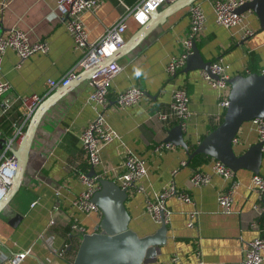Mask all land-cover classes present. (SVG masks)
I'll use <instances>...</instances> for the list:
<instances>
[{
	"label": "crops",
	"instance_id": "crops-1",
	"mask_svg": "<svg viewBox=\"0 0 264 264\" xmlns=\"http://www.w3.org/2000/svg\"><path fill=\"white\" fill-rule=\"evenodd\" d=\"M121 1L103 0L94 11L82 13L89 42L97 39L138 0ZM197 1L206 18L205 28L196 41L205 61L221 58L231 77L264 67V28L260 27L253 11L244 12L239 25L225 28L215 21L212 0ZM0 28L1 33L19 28L27 33L31 42L45 40L48 44L46 53H36L24 60L11 49L4 54L0 74L10 83L0 107V139L4 140L12 137L17 127L26 129L36 109L30 112L19 98L36 94L42 101L61 89L62 86L52 89L48 81L63 77L76 63L79 52L74 49L72 38L59 19L56 0H10L5 6L0 5ZM138 28L129 20L124 41ZM246 29L252 34L244 36ZM188 31L187 6L169 15L127 53L114 54L113 59L122 68L110 85L105 112L108 124L118 136L102 145L99 169L107 171L106 178L119 174L126 150L145 160L147 175L139 182L145 192L132 189L125 202L130 214L129 228L140 236L151 234L160 226L145 212V194L152 196L174 183L192 197V203L175 196L166 199L165 207L171 212L167 222L168 238L156 262L147 264H171L173 255L184 264H193L197 252L208 264H234L242 257L248 241L264 237V224L260 220L264 211L258 214L264 202L250 183L254 173L245 169L235 172L240 185L233 194L232 211L225 213L218 205L217 196L227 182L213 172V158H207L198 166L199 171L210 175V182L197 187L189 181L193 169L187 163L181 164L187 161L183 148L154 150L164 141L167 131L176 125L159 120L156 113L168 107L177 87L184 86L190 97V113L183 127L190 151L220 123L225 112L219 104V91L206 83L199 70L185 73L183 67L174 76H168L165 71L169 58L181 51V40ZM88 72L87 69L78 72L68 87L59 91L58 99L38 124L23 181L6 205L8 215L0 213V256L29 250L20 264H70L79 238L77 233L70 232L72 220H77L87 233L97 229L100 211L85 213L73 206L74 198L84 189L78 174L90 169L80 135L98 110L88 99L92 90L87 84L91 74ZM132 85L141 86L149 95L144 94L137 104L117 106L116 94ZM257 141L256 125L252 120L244 122L234 149L240 153ZM2 153L3 142L0 141V158ZM259 174L264 175V148ZM194 209L196 223L188 227V213ZM14 215L20 216L16 226L9 224ZM52 219L54 223L50 224ZM253 221L257 226L252 225ZM48 238L50 245L45 241ZM261 256V264H264V249ZM0 264L10 262L5 259Z\"/></svg>",
	"mask_w": 264,
	"mask_h": 264
},
{
	"label": "built area",
	"instance_id": "built-area-1",
	"mask_svg": "<svg viewBox=\"0 0 264 264\" xmlns=\"http://www.w3.org/2000/svg\"><path fill=\"white\" fill-rule=\"evenodd\" d=\"M10 0H0L1 7L5 6ZM103 0H56V9L59 19L64 25L67 33L72 38L73 47L79 52L76 63L70 67L63 77L58 80L50 79L49 86L54 89L56 87L69 84L76 74L84 69H89L109 59L103 65L95 69L87 79L88 86L92 89L89 94V101L97 107V114L90 123L83 129L80 135L81 147L87 160L88 166L93 167L96 174L89 176L86 172L78 174L79 180L84 185V189L74 198L73 206L82 212L99 211L98 207L91 201L94 192L99 189V178H106L107 171L99 169L101 165L100 149L102 145L117 138V133L110 127L106 120V108L109 103L108 94L110 85L114 77L121 70V65L113 59L114 54L124 43V33L128 26V21L132 20L138 27L144 25L153 11L159 10L164 5L174 0H138L132 7H127V12L94 41L87 40V29L81 19L82 13L86 11H94ZM122 2L121 0H118ZM247 1L251 0H212V9L217 24L231 28L239 25L244 13H238L237 8ZM189 12V31L181 40V51L172 55L165 66L168 76H174L178 70L182 69L186 64L188 55L192 52V43L197 41L199 35L205 28V15L201 4L198 1L188 6ZM252 31L246 29L244 36H249ZM7 49L13 50L20 60H24L36 53H46L48 44L45 40L31 42L26 32L19 28H10L4 33L0 32V72L2 68V60ZM210 73L206 70H199L201 77L211 87L219 91L220 106L226 109L228 106V95L230 85L229 76L221 58H217L211 62ZM258 74L264 75V67L256 71ZM251 71H246V74ZM211 74L218 78H213ZM244 74V75H246ZM10 89V83L0 74V107L3 95ZM144 96V91L139 85H132L116 94V105L119 107H127L137 104ZM19 100L22 104L29 107L32 112L40 103L41 98L36 94L29 96H21ZM190 97L184 86L177 87L171 96L168 107L156 113V117L169 125L179 124L184 127L185 121L189 116ZM256 125L258 140L264 145V119L256 118L252 120ZM25 129L22 126L16 128L13 136L4 139L3 153L0 158V201L4 198L12 178L16 173L17 160L11 150L20 142ZM236 138L233 139V142ZM170 142H160L154 150L172 148ZM186 162L182 161L184 165ZM122 170L119 174L110 178L114 180L121 188L130 192L134 189L137 192H145L140 180L147 175V167L145 160L138 154L126 150L123 153ZM213 172L220 175L226 182V187L218 192L217 200L221 211L230 213L232 211L233 194L238 189L240 183L235 178V172L225 166L218 160L213 161ZM192 186H203L210 182V175L199 170H194L189 178ZM251 187L257 191L259 198L264 202V175L253 174L251 177ZM146 195L144 201L145 212L159 225L169 220L170 210L166 209L165 201L170 196L177 199L192 203V197L186 191L178 189L174 183L169 184L160 192L150 196ZM264 211V207H259L258 214ZM197 211L194 209L188 213L187 226L193 227L196 223ZM50 224L54 220H50ZM253 226H257L256 222H252ZM70 232L77 233V248L82 236L87 233L86 229L81 226L77 220L70 223ZM71 233H68L70 235ZM48 245L51 239L45 240ZM68 246V244H66ZM264 249V237L257 236L247 242L242 250V257L234 264H261V251ZM77 250V249H76ZM75 250V253H76ZM29 250L18 252L15 255H1L0 261L9 260L10 264H20L28 255ZM74 253V256H75ZM196 261L193 264H208L201 257L199 252L196 253ZM171 264H184L177 255L171 257Z\"/></svg>",
	"mask_w": 264,
	"mask_h": 264
},
{
	"label": "water",
	"instance_id": "water-1",
	"mask_svg": "<svg viewBox=\"0 0 264 264\" xmlns=\"http://www.w3.org/2000/svg\"><path fill=\"white\" fill-rule=\"evenodd\" d=\"M197 0H174L161 10L153 11L148 21L140 26L137 31L118 49L117 52L127 53L137 46L145 37L159 24L164 23L166 18L175 11L189 6ZM248 10L253 11L260 27L264 28V0H251L237 8L238 13ZM1 32V28H0ZM101 64L87 69L92 73ZM211 61H205L202 57L196 41L192 43V52L186 59L183 72L194 70H206L210 73ZM91 75V74H90ZM213 78H218L211 74ZM230 91L228 95V106L225 109L222 121L207 135H205L195 146L189 150L184 139L181 125L172 126L164 139L173 146L181 147L187 154L188 164L197 154L207 155L220 161L234 172L245 169L254 174H259L263 157L264 145L257 141L237 153L234 149L233 139L236 138L242 123L256 118L264 119V75L257 72L249 74H236L228 80ZM69 84L43 99L33 111L26 126L23 136L16 148L11 150L16 157V173L11 180L4 198L0 201V213L8 215L6 205L18 191L25 171L28 167L31 154V145L38 124L47 109L58 99L59 91H63ZM145 95H149L144 92ZM4 142L3 139H0ZM89 176L96 174L93 167L87 173ZM99 189H97L91 201L98 207L101 218L94 232L85 233L76 250L73 261L70 264H147L156 262L161 247L166 244L168 226L161 223L151 234L140 236L136 231L129 228L130 214L125 202L129 197L128 190L121 188L110 178H99ZM20 220L19 215H14L9 224L16 226Z\"/></svg>",
	"mask_w": 264,
	"mask_h": 264
},
{
	"label": "trees",
	"instance_id": "trees-1",
	"mask_svg": "<svg viewBox=\"0 0 264 264\" xmlns=\"http://www.w3.org/2000/svg\"><path fill=\"white\" fill-rule=\"evenodd\" d=\"M223 115H224V112L221 116V119H220V122L222 121L223 119ZM217 126V125H216ZM216 126H214L213 128H211V130H213ZM25 129V128H24ZM195 147H192L191 150H193ZM207 158H211L207 155H204V154H197L195 155L191 160L190 162L188 163L189 166L194 170H198V166L203 163V161H205ZM260 220H262L263 224H264V215H262V217L260 218Z\"/></svg>",
	"mask_w": 264,
	"mask_h": 264
}]
</instances>
